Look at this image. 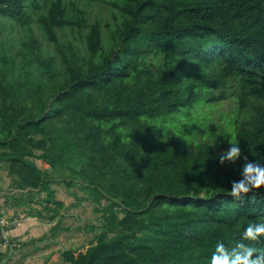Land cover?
I'll use <instances>...</instances> for the list:
<instances>
[{
  "label": "trees",
  "instance_id": "trees-1",
  "mask_svg": "<svg viewBox=\"0 0 264 264\" xmlns=\"http://www.w3.org/2000/svg\"><path fill=\"white\" fill-rule=\"evenodd\" d=\"M229 132L264 158V0H0V168L48 212L36 157L107 202L65 264H210L241 242L264 188L230 196Z\"/></svg>",
  "mask_w": 264,
  "mask_h": 264
},
{
  "label": "rangeland",
  "instance_id": "rangeland-1",
  "mask_svg": "<svg viewBox=\"0 0 264 264\" xmlns=\"http://www.w3.org/2000/svg\"><path fill=\"white\" fill-rule=\"evenodd\" d=\"M232 110L230 102L222 104L213 116L215 122L221 125ZM34 161L39 168L49 171V189L63 207L48 212L43 200L49 192L19 189L8 172L0 168V219L17 218L19 223L6 232L9 239L6 247L0 245V264H65L62 254L85 253L103 224L100 210L107 207V202L99 203L97 196L86 190L68 169H50L37 157ZM15 209L20 210L19 217L6 213Z\"/></svg>",
  "mask_w": 264,
  "mask_h": 264
},
{
  "label": "clouds",
  "instance_id": "clouds-1",
  "mask_svg": "<svg viewBox=\"0 0 264 264\" xmlns=\"http://www.w3.org/2000/svg\"><path fill=\"white\" fill-rule=\"evenodd\" d=\"M229 147L219 154L218 159L221 165L226 162L235 164L241 158L244 163L239 170L240 178L232 182L230 196L235 201L243 200L253 190L264 188V158L261 160H249L242 156V150L232 134ZM264 240V222H251L244 229L241 242L229 249L223 242H217L211 254L210 264H264V250L258 249L246 242H260Z\"/></svg>",
  "mask_w": 264,
  "mask_h": 264
},
{
  "label": "built area",
  "instance_id": "built-area-1",
  "mask_svg": "<svg viewBox=\"0 0 264 264\" xmlns=\"http://www.w3.org/2000/svg\"><path fill=\"white\" fill-rule=\"evenodd\" d=\"M17 218H11L10 220H3L0 219V245L7 246L9 236L6 235V232H8L11 228L18 226V221L15 220Z\"/></svg>",
  "mask_w": 264,
  "mask_h": 264
},
{
  "label": "crops",
  "instance_id": "crops-1",
  "mask_svg": "<svg viewBox=\"0 0 264 264\" xmlns=\"http://www.w3.org/2000/svg\"><path fill=\"white\" fill-rule=\"evenodd\" d=\"M7 205H9V204H7ZM13 208H17V207L13 206ZM19 211H20L19 209H15V211H8L6 213H10V215H13L15 217L16 216L19 217L20 216V212Z\"/></svg>",
  "mask_w": 264,
  "mask_h": 264
}]
</instances>
